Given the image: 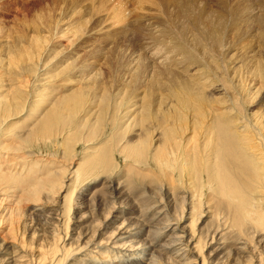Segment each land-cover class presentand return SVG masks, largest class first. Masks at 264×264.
I'll return each mask as SVG.
<instances>
[{
  "label": "bare ground",
  "instance_id": "bare-ground-1",
  "mask_svg": "<svg viewBox=\"0 0 264 264\" xmlns=\"http://www.w3.org/2000/svg\"><path fill=\"white\" fill-rule=\"evenodd\" d=\"M239 1L49 0L16 26H0V160L17 149L16 139L64 154L48 160L49 168L33 161L28 177L0 163V186L13 182L28 202L56 197L52 219L62 229L71 194L91 177L112 181L122 157L133 180L155 186L151 223L167 221L154 233L167 237L152 251L154 264L226 263L231 235L230 264H264V0H245L244 8ZM99 8L108 9L97 16ZM87 17L96 27L84 29ZM129 35L131 44L123 38ZM125 53L131 60L119 73L109 62ZM7 123L21 126L13 133ZM115 190L113 200L124 193ZM123 217L101 242L95 234L83 238L77 248L88 247L95 259L68 263L101 264L105 255L95 249L107 240L108 250L126 247L138 257H123L124 264H140L153 244L127 240L143 229ZM58 235L53 248L3 249L10 256L1 264H64L73 245L59 242L67 231Z\"/></svg>",
  "mask_w": 264,
  "mask_h": 264
},
{
  "label": "rangeland",
  "instance_id": "rangeland-1",
  "mask_svg": "<svg viewBox=\"0 0 264 264\" xmlns=\"http://www.w3.org/2000/svg\"><path fill=\"white\" fill-rule=\"evenodd\" d=\"M105 1L106 0H104V2ZM129 1H133V0H129ZM255 1H257V0H255ZM48 2H49V0H31V1L6 0V1H3L2 4H0V26H3V25L7 26V27H5V29L16 26L17 23H19L21 20H23L26 17V15H27V18H31L34 14L39 12V10L40 11H41V9L44 10L42 7L45 6V4ZM246 4H247V2L245 0H240L236 6L239 8H244L246 6ZM252 5L256 7V3H253ZM77 9L80 10V8H77ZM107 9L108 8H99V10L96 12L97 16L106 13ZM30 15H32V16H30ZM93 18H95V17H92V18L87 17L89 24L87 23L88 27H87V25H85V28H84L85 30L90 29L91 26L96 27V24H95ZM115 20L121 22L123 20V18H122V16L117 15ZM134 20H131V21H133V24H136V22H134ZM12 24H16V25H12ZM120 26L121 25H118L119 28H120ZM123 38H126L127 42L129 44H131L132 39H131L130 35L127 37H123ZM241 43L242 42H240L238 44H241ZM209 46H211V42H210ZM215 47L220 48L219 43ZM53 54H55V52ZM188 56L190 57V54ZM130 60H131V57L128 53L116 54L112 59H110L109 66L116 67L120 73L124 70V67L129 63ZM107 69L108 68L104 69L103 71H107ZM19 125L21 126V124H14V125H11L12 126L11 127V126H8V123H7V127H9L13 131V133H14V130L15 131L19 130V127H20ZM15 141L17 142L16 143L17 149H11L6 154L3 152L0 163H2L3 166L4 165L7 167L9 166V168L12 170V171L11 170L10 171L13 173L16 172V170H13V169H17L19 167L18 169L22 170V171L19 170V173L21 174V176H27L28 175L27 173L29 172V170H28L29 168H27V166H30L34 162H40L41 166H45V167L49 168L48 160H50V159L57 160L58 158L60 160H62L63 157H61V156L64 155V154L61 155V151L59 153H57V151L55 149H53L52 146H50V147L39 146V143L36 140L34 142H29V143L28 142H22L19 139H16ZM18 141H20L21 143H19ZM23 143H25V144H23ZM52 154H55V155L53 156ZM13 155L19 156V157H14ZM14 158H15V160H14L15 162L12 160ZM117 159L120 163H122L120 166L121 169H120V171H119V169L116 170V175L113 178H111V180L114 182L119 181L122 184L121 187L119 186V188H118L119 190L116 189L117 188L116 186H118V184L116 185V182L113 183V185H116V186L110 185V184H112V181H109L110 179H108V177H106V175H104V178L102 176L93 177V179L91 177L90 180H88L89 179L88 178L85 181V183L82 184L83 186L82 185H81V187L79 186L78 192L71 194L72 198H71L70 208H69L71 210L69 211L68 215H66L64 217L65 218L64 220H66V222H67V226L65 224H63L62 229H61L62 225L61 226L58 225L57 224L58 222H56V219H52V217H54V214L56 213V211H55L56 207L53 206L56 204V201H57L56 197L53 198L54 201L50 200L49 203H47L48 200L45 201L44 199H42V201L44 200L43 202H45V203H43L41 201H34V200L32 202H28L31 200L25 199L26 196L21 192L22 189L20 187L18 189H15L16 185L12 184L13 182H10V181H8L9 183L8 182L3 183V185L0 186V201L3 202V203L0 202V215H1L0 216V264L3 263L2 261L5 258L10 256L6 253V251L10 252L14 248H17L20 245H25L26 243L27 244L25 247L27 249L29 248V251H33V252L37 251V249L40 247L39 245H43V246H45V248L47 246L46 249H48L49 246L53 248V246L57 245V243H58L56 241V239L54 238V233H56V234L58 233V234H60L58 236H62L63 232L65 233V231H67V237L62 238V241H59V242L62 244H67V245H69L71 243L73 246H71V248H70L71 249V255L64 262V264L72 263L75 258H76V260L80 261V257H83L84 255L87 256L86 254L89 252V250H86V249H88V247H84L83 249H78L79 245L81 243H84V241L86 240L83 238L86 236H91V235L94 236V234H95V236H94L95 238H93V239L96 242H98V241L101 242V239L104 237H107L108 234L113 230L114 226L118 223V221H119L118 218L120 217V214H122V217L124 216L123 217L124 219L128 220V221H126L127 224L135 223V224L139 225L140 227L142 226L140 229H143L142 234L137 233L139 235L135 234V236H132V237H130V239H127V240H132V239L133 240L137 239V240H141V241L145 240L144 245L146 247H149L151 244H153L152 247L151 246L149 247L152 250L148 249V250H146V253L141 255L140 264H154L150 258L152 256V253L154 252V254H155L156 251L159 250V248H160L158 246H161V244L164 243L165 240H167V237H165L163 235V233L162 234L160 233L155 239V236L159 233L160 229L162 230V228L164 227L163 225H165L167 221L162 220V221H159L158 224L155 221V223H156L155 224L154 221H152L153 223H151V221L149 220V215L154 212L153 209H150V207L156 201L155 197L151 198L150 189H154L155 186H152L153 185V183H152V185L148 184V186H149L148 187L146 184L147 181L144 182L143 181L144 179H140L141 181L139 179L133 180L130 175L133 176L134 171L132 172V174L128 173L125 169L126 168L125 167L126 162L123 161L124 159L122 157H117ZM55 160L52 161L51 164L57 163V162H55ZM66 161H67V159L63 160V162L66 164H69V162H71V161H67V162ZM79 161L80 160H78V159L75 160V162L77 163L76 165H78ZM6 162H7V164H6ZM45 162H47V163L45 164ZM13 163H15L17 166ZM76 165H75V167H76ZM24 166H25V168H24ZM56 169H58V167H56ZM110 173L111 172H108V175H110ZM67 174L68 173H66V175ZM148 180H150V178H148ZM142 182H144V183H142ZM105 186H107V187H105ZM4 187L9 189L10 193ZM1 188L2 189L4 188V189L2 190ZM10 188H11V190H10ZM92 188L94 190H91ZM145 189H146L147 195H149V197L147 196V198H145L146 195L142 193V192H144ZM112 190H115L118 192L120 190H122V191H124V193L122 196L117 194V196L114 197L115 200H113V199H111V196H110ZM1 192H2V194H1ZM6 193H7V195H6ZM140 193H142L145 196H142V194H140ZM65 194H66V191L63 192V195H65ZM13 195H14V199L16 198L15 200L13 199ZM157 195H158V198L160 196H161V198H164L162 193H159ZM19 196L21 197L20 199H19ZM76 198H77V200H76ZM153 200H155V201H153ZM18 201H20V202H18ZM73 201H74V203H73ZM152 201H153V203H152ZM38 202L39 203L41 202V204H47V205L41 206V204L39 205ZM50 202H51L52 206H51ZM113 202H115V203H113ZM147 205H149V206H147ZM36 206H38V207H36ZM112 206L113 207L116 206V207L113 208ZM73 207H75V208H73ZM4 209H5V211H4ZM65 209H66V207H65ZM111 209H116L112 213V214H115V218L112 219L109 223H108V220L104 222L105 216L108 215V213H110ZM6 210L9 214V216L11 214V217L7 216L8 214H7ZM8 210H10V211H8ZM22 211H24L23 214H22ZM13 212H14V214H12ZM20 213L23 216H21L22 218L19 216L20 217V219H19L18 215H20ZM16 219L21 220V221H18L19 222L18 223V222H16L17 221ZM156 219L157 218H155L153 220H156ZM134 221H136V222H134ZM160 222H161V224H160ZM10 223H12V224L10 225ZM159 224H160V227H159ZM17 225H18V227H17ZM59 226H60V230L58 228ZM143 226H145V227H143ZM154 226H155V228H154ZM14 227L17 229H15ZM150 228H151V232H150L151 234L148 233ZM157 228H158V232L156 231ZM58 231H61V232H58ZM154 233H155V236H154ZM152 234H153V236H152ZM235 234L236 233H233L234 236H235ZM148 235H150V236H148ZM58 236H56V238H58ZM232 237L233 236L231 235V239H229V241H231V242L230 243L227 242L228 243L227 247L229 248V249H227L228 250L227 253H231V255H230L231 258L226 263H219V264H230V262H232L234 259L233 252L229 251V250H233V248L235 247L233 243L236 242L237 239H236V241L232 240V239H235L234 237L233 238ZM51 240H52V242H51ZM112 240H110V241H112ZM42 241H44V242H42ZM106 241H103L105 244L103 243L101 245V247L97 246L98 248L95 249L96 251L100 250V252H103L105 255V258H106L105 260H102L98 257L99 262L100 261L102 262V263L100 262L101 264H104L105 262H108L109 264H117V263L118 264H124L126 259H128L129 257L131 260H135V258L137 257L136 255H135L136 257L134 255H132L133 257L130 256V252L125 251L126 247L121 246L122 247L121 249H119L120 247L116 248L115 243H113V241L108 243L110 245V247L116 248V250H118V251L119 250H123V251L117 252V251H115V249H113L114 251L108 250L109 248L107 247L108 245L106 244ZM39 242H40V244H39ZM153 242H155V243H153ZM146 244H148V245H146ZM36 245H38V246H36ZM225 246H226V244H225ZM3 249L4 250L7 249V250L4 251ZM90 249H92V247ZM78 250H79V252H76ZM235 251H237V250H235ZM112 252H113V255H112ZM78 253H80V254H78ZM76 254H77V256H76ZM91 254H92L91 257H89V256L86 257L87 260L95 259L94 255H96V254L94 252H91ZM123 254H124V256H122ZM244 254L246 255V253H243V255ZM111 255H112V257H111ZM74 256H75V258H74ZM113 257H115V258H113ZM116 257H117V260H116ZM123 257L126 259L124 260ZM122 258H123V260H122ZM68 260H69V263H68ZM109 260H110V262H109ZM113 260H115V261H113ZM103 261H105V262H103ZM114 262H116V263H114ZM157 262L160 264H167V262L162 261L160 258H158Z\"/></svg>",
  "mask_w": 264,
  "mask_h": 264
}]
</instances>
